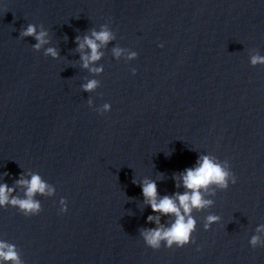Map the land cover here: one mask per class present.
Segmentation results:
<instances>
[{"label": "clouds", "instance_id": "clouds-1", "mask_svg": "<svg viewBox=\"0 0 264 264\" xmlns=\"http://www.w3.org/2000/svg\"><path fill=\"white\" fill-rule=\"evenodd\" d=\"M22 36H32L37 43L33 46L35 49H39L43 44L47 43L45 37L46 31L37 32L34 24H29L26 29L21 33ZM79 50H84L85 47L90 49V55H82L83 67L88 68L91 62L100 59L102 53L98 51L100 44H107L114 39L111 31L107 30L106 26H102V30L91 33V37L85 36L83 42H80V37H77ZM99 42V44L97 43ZM161 47L163 45H160ZM114 54L118 57L121 55L122 49H113ZM46 54H50L52 57L58 55L54 48H48ZM137 53L130 54V59L135 58ZM252 65L264 64V56L253 55L250 60ZM102 69L93 68L91 71L100 72ZM133 75L136 70L132 69ZM98 85L96 80H90L83 86L85 91H92ZM106 111L111 110V106L104 105ZM199 166L195 168H188L182 174L183 187L187 190L183 194L176 193L174 196L165 195L158 199L157 186L155 182L145 181L142 185L143 196L145 201L150 204L153 212L160 213L161 215H173L175 221L170 227H164L159 225V217L149 216L148 221L155 222L159 225L156 228L146 229L142 231L141 235L146 245L154 250H158L162 243L167 248L184 247L189 243H195L192 238V234L195 231V219L191 213L194 209H203L209 206L212 201L202 198V191L207 190L210 185H216L221 189L227 190L229 187V181L231 184L236 183V176L228 170V166L225 163L221 165L219 162L208 155L200 157L198 161ZM18 184L26 186V199L12 198L9 200V194L14 189L9 188L7 184L0 185V206L11 204L20 209L25 216H32L39 214L42 209L40 203L33 199L36 193H45L46 184L42 182L39 175H32L30 180H19ZM180 185H177L179 187ZM51 190H49L50 194ZM68 208L65 205L61 209V212H67ZM218 217L209 216L207 220L209 223L205 224V229H208L210 223L218 221ZM257 232L264 231V225L260 226L256 230ZM249 244L252 248L257 246H264V241L258 235H253ZM3 262H10V264H23L19 253L16 250L15 245L0 241V264Z\"/></svg>", "mask_w": 264, "mask_h": 264}]
</instances>
